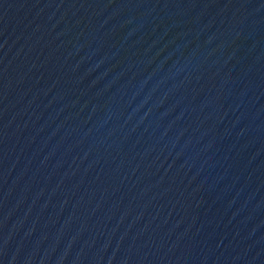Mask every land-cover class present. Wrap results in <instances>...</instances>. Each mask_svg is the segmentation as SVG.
<instances>
[{
  "label": "water",
  "instance_id": "obj_1",
  "mask_svg": "<svg viewBox=\"0 0 264 264\" xmlns=\"http://www.w3.org/2000/svg\"><path fill=\"white\" fill-rule=\"evenodd\" d=\"M0 264H264V0H0Z\"/></svg>",
  "mask_w": 264,
  "mask_h": 264
}]
</instances>
